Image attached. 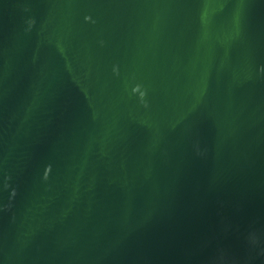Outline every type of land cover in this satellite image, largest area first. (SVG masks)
Instances as JSON below:
<instances>
[{"label":"water","instance_id":"1","mask_svg":"<svg viewBox=\"0 0 264 264\" xmlns=\"http://www.w3.org/2000/svg\"><path fill=\"white\" fill-rule=\"evenodd\" d=\"M0 264H264V0H0Z\"/></svg>","mask_w":264,"mask_h":264}]
</instances>
